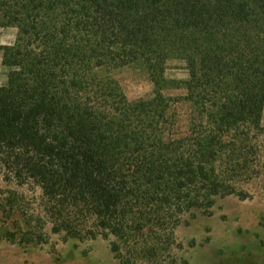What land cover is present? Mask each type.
Here are the masks:
<instances>
[{"label": "trees", "instance_id": "trees-1", "mask_svg": "<svg viewBox=\"0 0 264 264\" xmlns=\"http://www.w3.org/2000/svg\"><path fill=\"white\" fill-rule=\"evenodd\" d=\"M0 26L17 29L0 46V170L40 189L53 233L102 237L120 264H174L182 217L252 175L264 0H0ZM169 59L184 62L185 81L165 78ZM134 64L150 98L128 100L109 75ZM180 83L185 95L163 94ZM177 103L188 106L184 130ZM22 198L0 189L14 229L4 236L40 240Z\"/></svg>", "mask_w": 264, "mask_h": 264}, {"label": "rangeland", "instance_id": "rangeland-1", "mask_svg": "<svg viewBox=\"0 0 264 264\" xmlns=\"http://www.w3.org/2000/svg\"><path fill=\"white\" fill-rule=\"evenodd\" d=\"M16 32L15 27L0 26V46L12 45ZM7 73L0 50V83L3 86L7 83ZM109 75L130 101L153 95V85L138 65L119 68ZM164 75L168 80L180 82L188 77L184 62L177 59L167 61ZM178 85L167 86L163 94L185 95L183 85ZM171 112L178 120V128L184 130L188 125V106L173 104ZM261 125L264 128V109ZM251 142L252 175H237L232 179L239 193L217 196L209 208L193 209L182 217L175 229L174 264H264V133ZM0 189L22 194L25 209L40 218L39 221L32 219L30 233L36 230L43 235L42 239L33 237L28 243L18 239L8 241L4 231L14 229L0 212V264H120L110 251L109 241L102 237L77 240L53 233L37 186H19L1 169ZM136 264L148 263L138 261Z\"/></svg>", "mask_w": 264, "mask_h": 264}]
</instances>
